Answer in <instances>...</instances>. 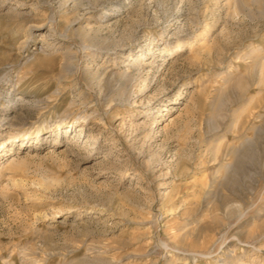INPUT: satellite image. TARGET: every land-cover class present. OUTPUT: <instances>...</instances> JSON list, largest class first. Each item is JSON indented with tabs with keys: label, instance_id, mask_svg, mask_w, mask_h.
Wrapping results in <instances>:
<instances>
[{
	"label": "rangeland",
	"instance_id": "rangeland-1",
	"mask_svg": "<svg viewBox=\"0 0 264 264\" xmlns=\"http://www.w3.org/2000/svg\"><path fill=\"white\" fill-rule=\"evenodd\" d=\"M262 67L264 0H0V264H264Z\"/></svg>",
	"mask_w": 264,
	"mask_h": 264
},
{
	"label": "bare ground",
	"instance_id": "bare-ground-1",
	"mask_svg": "<svg viewBox=\"0 0 264 264\" xmlns=\"http://www.w3.org/2000/svg\"><path fill=\"white\" fill-rule=\"evenodd\" d=\"M182 47V41H180L179 43H178V45H177V49L176 50H179L180 48ZM42 50H45V47L43 46L42 47ZM139 57V56H138ZM67 65V64H66ZM262 65V64H261ZM264 67H262V69H263ZM121 76L122 77H124V78H129L130 77V75H129V73L128 72H124L123 74H121ZM29 133V132H28ZM13 140V139H12ZM5 139H0V148H5V146H4V144H5ZM3 149H0V152L3 150ZM0 155H2V153H0ZM227 205V204H226ZM228 206V205H227ZM226 206V207H227ZM229 207V206H228ZM227 207V208H228ZM226 208V209H227ZM92 211V210H91Z\"/></svg>",
	"mask_w": 264,
	"mask_h": 264
}]
</instances>
